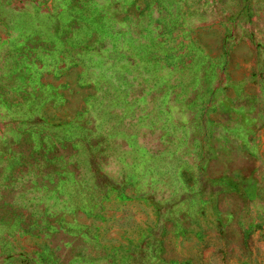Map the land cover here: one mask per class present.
Here are the masks:
<instances>
[{"label":"rangeland","instance_id":"374dc122","mask_svg":"<svg viewBox=\"0 0 264 264\" xmlns=\"http://www.w3.org/2000/svg\"><path fill=\"white\" fill-rule=\"evenodd\" d=\"M0 264H264V0H0Z\"/></svg>","mask_w":264,"mask_h":264}]
</instances>
